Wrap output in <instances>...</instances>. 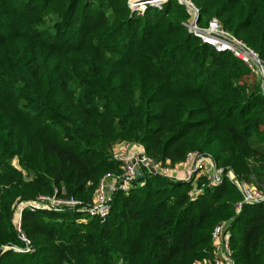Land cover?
Segmentation results:
<instances>
[{
    "label": "trees",
    "instance_id": "obj_1",
    "mask_svg": "<svg viewBox=\"0 0 264 264\" xmlns=\"http://www.w3.org/2000/svg\"><path fill=\"white\" fill-rule=\"evenodd\" d=\"M193 1L199 24L219 19L264 59V0ZM188 18L179 0L142 14L128 0H0V264H194L224 220L234 264H264V204L237 213L228 179L191 199L190 183L147 175L104 221L26 209L29 251L16 225L20 202L56 189L90 203L121 172L123 140L173 163L199 150L264 190L260 79Z\"/></svg>",
    "mask_w": 264,
    "mask_h": 264
},
{
    "label": "built area",
    "instance_id": "obj_2",
    "mask_svg": "<svg viewBox=\"0 0 264 264\" xmlns=\"http://www.w3.org/2000/svg\"><path fill=\"white\" fill-rule=\"evenodd\" d=\"M167 0H128L132 12L144 13L148 6L162 8ZM186 7L189 15L184 25L203 42L212 45L218 51H231L248 64L260 79L264 92V59L260 54L223 28L219 19L213 18L206 26L199 24L200 8L193 0H179ZM112 158L121 163V172H107L99 181L94 197L88 204L66 190L56 189L52 194H41L37 198L20 202L15 209V221L21 237L27 242L25 250H31L30 241L22 232L23 212L31 210H49L65 212L75 210L88 217L105 220L112 208L114 195L117 191L130 192L147 175L161 176L176 181L190 183L189 196L199 198L207 188L221 184L225 179L236 185L242 198L236 204L240 213L245 204L263 203L264 190L253 183L240 179L231 167L219 166L214 159L199 150L189 151L186 157L177 163L170 159H156L146 152L143 145L123 140L117 142L112 149ZM142 169L144 178L139 180L137 170ZM231 220L218 223L212 231V250L209 256L198 259L194 264H234L233 248L230 233ZM9 246H6L8 248ZM21 251L19 247H13Z\"/></svg>",
    "mask_w": 264,
    "mask_h": 264
},
{
    "label": "water",
    "instance_id": "obj_3",
    "mask_svg": "<svg viewBox=\"0 0 264 264\" xmlns=\"http://www.w3.org/2000/svg\"><path fill=\"white\" fill-rule=\"evenodd\" d=\"M137 176H138V179L141 180L144 178V174H143V171L142 169H138L137 170Z\"/></svg>",
    "mask_w": 264,
    "mask_h": 264
}]
</instances>
